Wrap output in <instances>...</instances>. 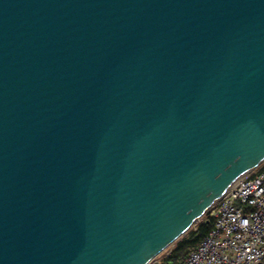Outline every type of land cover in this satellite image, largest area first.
Returning <instances> with one entry per match:
<instances>
[{"label": "water", "instance_id": "obj_1", "mask_svg": "<svg viewBox=\"0 0 264 264\" xmlns=\"http://www.w3.org/2000/svg\"><path fill=\"white\" fill-rule=\"evenodd\" d=\"M264 162V0H0V264H150Z\"/></svg>", "mask_w": 264, "mask_h": 264}, {"label": "built area", "instance_id": "obj_2", "mask_svg": "<svg viewBox=\"0 0 264 264\" xmlns=\"http://www.w3.org/2000/svg\"><path fill=\"white\" fill-rule=\"evenodd\" d=\"M210 210V232L172 264H264V162L238 178Z\"/></svg>", "mask_w": 264, "mask_h": 264}, {"label": "trees", "instance_id": "obj_3", "mask_svg": "<svg viewBox=\"0 0 264 264\" xmlns=\"http://www.w3.org/2000/svg\"><path fill=\"white\" fill-rule=\"evenodd\" d=\"M215 222V216H206L196 224L195 230H192L190 235L181 239L172 254L166 257L162 264L177 263L184 258L189 250L196 245L210 232ZM156 264V263H155Z\"/></svg>", "mask_w": 264, "mask_h": 264}, {"label": "rangeland", "instance_id": "obj_4", "mask_svg": "<svg viewBox=\"0 0 264 264\" xmlns=\"http://www.w3.org/2000/svg\"><path fill=\"white\" fill-rule=\"evenodd\" d=\"M206 216H212V210H209L205 215H203L201 218H200V220H198L197 222H196V224L198 223V222H200L202 219H204V217H206ZM196 224H194L191 228H190V230L186 233V234H184L182 237H180L178 240H176L173 244H171L168 248H166L162 253H160L150 264H155V262H157V261H163L166 257H168L170 254H172L173 253V251L175 250V248H176V245H177V243L181 240V239H183L185 236H187V234H188V236L190 235V233H191V231L192 230H195V228H196ZM190 232V233H189Z\"/></svg>", "mask_w": 264, "mask_h": 264}]
</instances>
